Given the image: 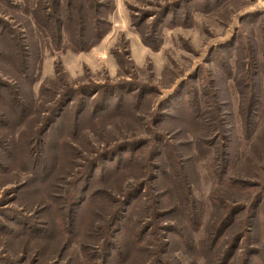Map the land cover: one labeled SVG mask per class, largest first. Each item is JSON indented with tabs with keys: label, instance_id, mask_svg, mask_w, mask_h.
I'll return each mask as SVG.
<instances>
[{
	"label": "rangeland",
	"instance_id": "rangeland-1",
	"mask_svg": "<svg viewBox=\"0 0 264 264\" xmlns=\"http://www.w3.org/2000/svg\"><path fill=\"white\" fill-rule=\"evenodd\" d=\"M259 75L264 0H0V262L218 264L240 236L264 264V109L248 138L239 115L240 80ZM120 145L70 221L67 184ZM257 195L215 244L227 208Z\"/></svg>",
	"mask_w": 264,
	"mask_h": 264
},
{
	"label": "trees",
	"instance_id": "trees-1",
	"mask_svg": "<svg viewBox=\"0 0 264 264\" xmlns=\"http://www.w3.org/2000/svg\"><path fill=\"white\" fill-rule=\"evenodd\" d=\"M98 24H100V25H97L98 27L95 28L96 31L94 33H92V38H90V41L86 40V37H87L86 35H84V34H79L78 35L77 34V36L73 37L72 40H74V41H72V44H71V47H70L69 50H72L73 52H84L85 50L91 48L92 45L97 44L107 32V30H106L107 29L106 20H104L102 23L100 21ZM66 33H67L68 40H70V37H69V34H71L70 31H67ZM73 42H74V44H73ZM57 50H61V49H57ZM260 76L261 75H259V77L258 76L255 77L252 80L250 79V77L246 78V76H245V78L240 80V82L242 81V87L245 88L248 91L249 90L252 91V87H254L255 89H260L263 86V90H264V79H263V77H260ZM254 84H257V85H254ZM181 91H182V86L181 85L176 87L174 89V91L172 93H170L165 98V102L166 103H168V102L170 103L174 99V97H176V95L179 94ZM250 91L248 92V95H247V97H249V101L247 102V104L245 103L246 109H245V106H243L244 105L243 101L244 100L246 101V99L242 98L240 106H239V115H241V120H242L241 121L242 122L241 128L245 131L244 133L247 135L246 138H248L252 134L253 129H251V128L254 125L253 124V122H255L254 120H256L257 118L260 117L259 108L261 110L264 109V91H263V94H260V96H259V94H256V95L254 94L253 95V93H250ZM205 96H206V94H205ZM72 98H73L72 96L71 97H66V99L64 100V102L61 105V107H66V105H68L72 101ZM250 101L253 104H256V105L255 106L253 105V107H252V105H250ZM242 102H243V104H242ZM249 105H250V107H249ZM254 110H256V111H254ZM197 111H199V109H197ZM201 112H200V114H201ZM190 113H191V111H188V114H190ZM192 115H193V117H196V118L199 116V114H197V112H195ZM251 125H252V127H251ZM122 146L123 145H120L119 147H117V149L104 151L103 153H101L98 156V158L96 160L91 161L89 163L88 168L86 169V171H84L85 173L82 174L81 179L78 180V179L75 178L74 179L75 181H73L71 183H68V184L66 183L67 187H69V189H71V191L69 193V196H70L69 205L71 206V211L69 210L70 211V217H69L70 221H72V217L73 216H74V218L77 216V212H78L77 208H79L81 205H83L87 201L86 199H87L88 195L86 193L89 190L90 183H91L92 178L94 176V170L97 169L100 166L102 161H108V158H110L111 156L116 155L119 151H121L122 148H124ZM138 146L139 145L135 146V148L137 149ZM126 149H129V147H126ZM218 163H219V161H218ZM49 171L50 172L48 173L47 178H46L48 180V182L52 178H54V174H55V173H53V171H51V170H49ZM214 176H215V174H214ZM76 181H77V183H76ZM74 183L77 184L76 186H79L78 189H76L74 187L75 186ZM41 184H45V181H43V183H41ZM227 185L228 186L230 185L229 186V190L231 191L232 188L241 189V187L245 186V183H242V181H238V182L235 183L234 181L228 180V184ZM142 186H143V184H140L135 189V192L138 191L139 188H142ZM73 187H74V189H76V193H75V191L73 192V190H74V189H72ZM142 190H143V188H142ZM136 198L137 197H134V194L133 195L131 194L130 196H128V198L124 201V203L122 205V208L124 209L122 217L119 218V216H117V220H119V221L121 220L122 221L123 216H125V213L128 212L127 208H129L130 205L134 204L133 202H136V200H135ZM219 198L216 201L217 202V206H221L222 205V202L219 200ZM262 203H263V196H258L257 195L252 200L251 204L248 205V206L238 205L237 207H232V208L229 207V208H227L228 210L225 213L224 219H222L218 225L215 224L214 228L216 230H218V231L216 232V237H215L216 239L213 242L215 244L216 243L218 244V240L223 239V238H225L227 236L230 227L233 226L236 222H238V219H237L238 216L244 215V217H246L245 214H248L249 211H250L249 215H251V214L253 215V212H254L255 209H257V210L260 209L261 210L263 208L262 207ZM70 206H69V208H70ZM220 219L221 218H219V220ZM30 232H37V231H35L32 228V229H30ZM241 240L242 239H241L240 236H235L231 241L228 242L229 246H227L225 252L223 253L224 257L219 260L221 262H219L218 264H233V263H235L236 257L237 256L240 257L239 255L236 254L237 251H239L240 248L243 251H246L245 254H247V256H248V254H250L248 256V260L244 259L243 263L244 264H250L251 263L250 262L251 260L249 259V257H253V255L256 253V250L249 249L247 247H240ZM220 242L225 243L226 241L223 242V240H221ZM109 245H110V243H109ZM105 246H108V243H106ZM190 248L193 249V247H191V246H190ZM252 251H254L255 253H253ZM0 264H2V263L0 262Z\"/></svg>",
	"mask_w": 264,
	"mask_h": 264
}]
</instances>
